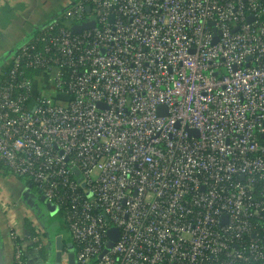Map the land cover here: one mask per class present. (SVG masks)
I'll return each instance as SVG.
<instances>
[{"label":"built area","instance_id":"obj_1","mask_svg":"<svg viewBox=\"0 0 264 264\" xmlns=\"http://www.w3.org/2000/svg\"><path fill=\"white\" fill-rule=\"evenodd\" d=\"M0 166L62 212L75 264H264V0L67 6L2 75Z\"/></svg>","mask_w":264,"mask_h":264},{"label":"crops","instance_id":"obj_2","mask_svg":"<svg viewBox=\"0 0 264 264\" xmlns=\"http://www.w3.org/2000/svg\"><path fill=\"white\" fill-rule=\"evenodd\" d=\"M77 1L0 0V85L13 51L41 32L49 22L59 19L64 9ZM0 193L7 195L14 217L9 222L0 213V264H12L11 230L26 246L25 259L30 264H53L57 240L61 243V255L68 253L71 245L68 231L58 226L56 213L51 214L45 202L32 197L21 180L1 171ZM35 229L43 233L41 251H36L27 241Z\"/></svg>","mask_w":264,"mask_h":264},{"label":"water","instance_id":"obj_3","mask_svg":"<svg viewBox=\"0 0 264 264\" xmlns=\"http://www.w3.org/2000/svg\"><path fill=\"white\" fill-rule=\"evenodd\" d=\"M87 11H89V8H87ZM93 27H95V23H93V22L83 23V24L78 25V26H73L71 28V32H72V34H78L82 30L91 29ZM216 41H217V39L214 38L213 43H215ZM39 199L44 202V199L42 197H40ZM45 207L48 209V211L51 214L57 213L56 207H54V206H52L50 204H47V203H45ZM107 235H108L109 242L107 244L106 250L111 249L113 247V244L117 240V238L119 236V233H118L117 229L113 228V229H110L108 231ZM55 248H56V252H55V255H54L53 264H60L61 243L59 242V240L56 241V247ZM67 259H68V264H75L73 247L71 245L69 246V249H68Z\"/></svg>","mask_w":264,"mask_h":264},{"label":"clouds","instance_id":"obj_4","mask_svg":"<svg viewBox=\"0 0 264 264\" xmlns=\"http://www.w3.org/2000/svg\"><path fill=\"white\" fill-rule=\"evenodd\" d=\"M0 213H3L9 222L13 221L14 217L9 204V199L4 193H0Z\"/></svg>","mask_w":264,"mask_h":264},{"label":"trees","instance_id":"obj_5","mask_svg":"<svg viewBox=\"0 0 264 264\" xmlns=\"http://www.w3.org/2000/svg\"><path fill=\"white\" fill-rule=\"evenodd\" d=\"M37 34V33H36ZM33 75V73L32 72H30V71H28L27 73H26V76H32ZM1 171H3V172H6L5 170H3V168L0 166V174H1ZM55 216L57 217V219H58V221H57V223H58V226L59 227H61V229L62 230H67V228H66V225H65V223L63 222V219H62V212L61 211H58L56 214H55Z\"/></svg>","mask_w":264,"mask_h":264}]
</instances>
